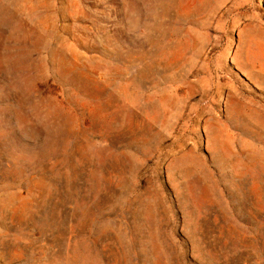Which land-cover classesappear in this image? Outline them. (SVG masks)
<instances>
[{
	"label": "rangeland",
	"instance_id": "rangeland-1",
	"mask_svg": "<svg viewBox=\"0 0 264 264\" xmlns=\"http://www.w3.org/2000/svg\"><path fill=\"white\" fill-rule=\"evenodd\" d=\"M0 264H264V0H0Z\"/></svg>",
	"mask_w": 264,
	"mask_h": 264
}]
</instances>
